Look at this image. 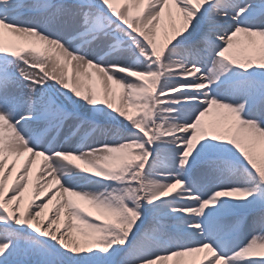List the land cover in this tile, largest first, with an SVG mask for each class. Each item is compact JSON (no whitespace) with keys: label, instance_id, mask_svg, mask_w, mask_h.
Here are the masks:
<instances>
[{"label":"snow or ice","instance_id":"obj_1","mask_svg":"<svg viewBox=\"0 0 264 264\" xmlns=\"http://www.w3.org/2000/svg\"><path fill=\"white\" fill-rule=\"evenodd\" d=\"M0 264H264V0H0Z\"/></svg>","mask_w":264,"mask_h":264},{"label":"rangeland","instance_id":"obj_2","mask_svg":"<svg viewBox=\"0 0 264 264\" xmlns=\"http://www.w3.org/2000/svg\"><path fill=\"white\" fill-rule=\"evenodd\" d=\"M41 201H36V203H40Z\"/></svg>","mask_w":264,"mask_h":264}]
</instances>
